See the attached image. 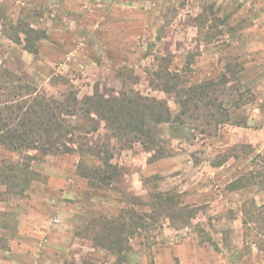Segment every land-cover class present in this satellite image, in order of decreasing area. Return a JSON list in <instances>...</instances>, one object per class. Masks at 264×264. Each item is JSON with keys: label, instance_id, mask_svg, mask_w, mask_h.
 <instances>
[{"label": "rangeland", "instance_id": "rangeland-1", "mask_svg": "<svg viewBox=\"0 0 264 264\" xmlns=\"http://www.w3.org/2000/svg\"><path fill=\"white\" fill-rule=\"evenodd\" d=\"M29 27L43 35L35 52L14 40ZM166 63L190 84L226 73L223 98L241 97V107L228 104L220 124L203 110L158 124L159 152L116 138L103 121L93 130L81 113L68 117L78 143L108 144L121 168L111 187L78 175L77 153L0 144V166L27 159L36 172L22 192L0 174V264H114L90 223L125 208L146 220L123 264H264V0H0L1 101L20 85L46 99L134 90L177 114L176 98L152 82ZM156 193L190 214L149 217Z\"/></svg>", "mask_w": 264, "mask_h": 264}, {"label": "trees", "instance_id": "trees-1", "mask_svg": "<svg viewBox=\"0 0 264 264\" xmlns=\"http://www.w3.org/2000/svg\"><path fill=\"white\" fill-rule=\"evenodd\" d=\"M196 20L201 24L205 19L202 14H198ZM41 34L29 27L24 31V38L17 34L14 40L17 43L24 41L23 47L35 52L36 40L43 36ZM228 71L236 76L233 68ZM153 76L152 82H155L154 86L158 90L176 98L180 107L177 114L172 113L164 99L142 95L134 90L115 94H103L94 90L82 97L69 92L62 99H46L44 96L31 97L18 93L19 88H28L27 85L13 86L9 92L16 99L0 100V144L6 150L18 153L23 150H36L42 154L77 153V174L99 187H111L119 181L121 168L111 162L112 154L108 144L78 143L76 127L67 121L68 117L81 113L92 121L93 130H97L98 123L103 121L116 138L126 142L137 141L146 150L159 152L161 146L157 136L158 124H183L184 116H193L201 110L207 119L220 124L230 120L228 104L235 108L242 105L241 97H230L227 101L223 98L229 81L226 73L217 79L209 78L190 84L180 73L170 70L166 63L159 66ZM26 157L34 158L31 155ZM225 159L217 165H221ZM0 174L2 182L8 188L19 186L22 192L34 179L36 172L31 169L27 159L3 160ZM154 198V213H147L149 217L155 218L161 213L170 214L177 207L179 211L185 209V215L191 212L186 207H179L170 195L156 193ZM131 199L136 204H141L139 198L131 196ZM145 216L144 211L125 208L117 216L95 218L90 223L91 230H96V244L116 256L114 264H123L126 259V240L138 228L144 227Z\"/></svg>", "mask_w": 264, "mask_h": 264}]
</instances>
